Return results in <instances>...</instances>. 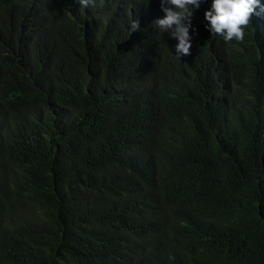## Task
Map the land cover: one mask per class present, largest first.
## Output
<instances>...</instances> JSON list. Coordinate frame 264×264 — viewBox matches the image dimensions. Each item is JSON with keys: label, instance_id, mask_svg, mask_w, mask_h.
Masks as SVG:
<instances>
[{"label": "trees", "instance_id": "16d2710c", "mask_svg": "<svg viewBox=\"0 0 264 264\" xmlns=\"http://www.w3.org/2000/svg\"><path fill=\"white\" fill-rule=\"evenodd\" d=\"M211 3L178 57L160 0H0V264H264V14Z\"/></svg>", "mask_w": 264, "mask_h": 264}, {"label": "clouds", "instance_id": "9594fccd", "mask_svg": "<svg viewBox=\"0 0 264 264\" xmlns=\"http://www.w3.org/2000/svg\"><path fill=\"white\" fill-rule=\"evenodd\" d=\"M203 2L205 0H160L164 15L157 18L153 24L161 32L166 31L178 40L175 45L178 57L191 54L190 29L194 9H199ZM78 3L82 8H87L94 5L95 0H78ZM257 8L260 9L259 12ZM260 14H264V5H261L259 0H212L211 7L204 12V19L211 34L222 36L225 42H243L245 29L252 23L253 16ZM140 29L137 19L130 21V32Z\"/></svg>", "mask_w": 264, "mask_h": 264}]
</instances>
